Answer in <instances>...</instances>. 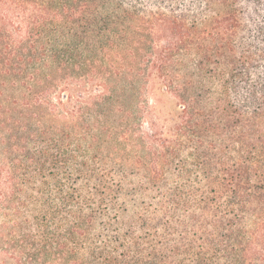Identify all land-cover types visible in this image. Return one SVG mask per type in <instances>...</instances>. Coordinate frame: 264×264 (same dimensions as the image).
<instances>
[{"label": "trees", "instance_id": "obj_1", "mask_svg": "<svg viewBox=\"0 0 264 264\" xmlns=\"http://www.w3.org/2000/svg\"><path fill=\"white\" fill-rule=\"evenodd\" d=\"M0 264H264V0H0Z\"/></svg>", "mask_w": 264, "mask_h": 264}, {"label": "rangeland", "instance_id": "obj_2", "mask_svg": "<svg viewBox=\"0 0 264 264\" xmlns=\"http://www.w3.org/2000/svg\"><path fill=\"white\" fill-rule=\"evenodd\" d=\"M153 84L152 92L149 94L151 102L155 103V114L161 120H165L170 115V112L174 108V99L173 96L166 91H164L161 86H154Z\"/></svg>", "mask_w": 264, "mask_h": 264}]
</instances>
